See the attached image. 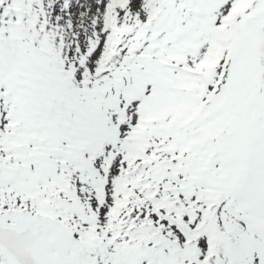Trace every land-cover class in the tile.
<instances>
[{
    "label": "snow or ice",
    "instance_id": "obj_1",
    "mask_svg": "<svg viewBox=\"0 0 264 264\" xmlns=\"http://www.w3.org/2000/svg\"><path fill=\"white\" fill-rule=\"evenodd\" d=\"M0 264H264V0H0Z\"/></svg>",
    "mask_w": 264,
    "mask_h": 264
}]
</instances>
